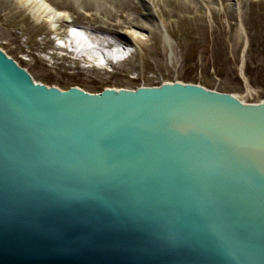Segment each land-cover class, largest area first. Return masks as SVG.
Returning a JSON list of instances; mask_svg holds the SVG:
<instances>
[{"label":"water","instance_id":"95a60500","mask_svg":"<svg viewBox=\"0 0 264 264\" xmlns=\"http://www.w3.org/2000/svg\"><path fill=\"white\" fill-rule=\"evenodd\" d=\"M0 264H264V101L64 90L0 49Z\"/></svg>","mask_w":264,"mask_h":264},{"label":"rangeland","instance_id":"374dc122","mask_svg":"<svg viewBox=\"0 0 264 264\" xmlns=\"http://www.w3.org/2000/svg\"><path fill=\"white\" fill-rule=\"evenodd\" d=\"M47 1L109 49L128 41L131 46L126 59L105 64L92 52L60 45L69 36L66 21L58 20L53 29L28 5L0 0V47L37 82L95 93L190 76L246 103L264 99V0Z\"/></svg>","mask_w":264,"mask_h":264},{"label":"bare ground","instance_id":"6f19581e","mask_svg":"<svg viewBox=\"0 0 264 264\" xmlns=\"http://www.w3.org/2000/svg\"><path fill=\"white\" fill-rule=\"evenodd\" d=\"M18 3L21 6L22 4L28 5L29 9H31L32 14H35V17H37L38 20L39 19L46 20L47 18V21L50 22V25L53 29L58 27L57 26L58 20L66 21L70 27L69 36H68L67 41L65 42L61 39L60 45H63V46L68 45V47L70 49H73L75 53H80L82 51L85 52L87 50L88 52H92V54L95 57L98 56L100 61H104L105 64H107L111 60L121 61L123 59H126V57H128L130 54V46H131L130 42L131 41L124 42V44L116 43L115 48L109 49L106 46V42L105 43L100 42L97 40V38L95 37L93 38L92 33H89L87 30H85V28L80 27V25L76 24L75 21L70 18L68 13H66L63 10L62 11L59 10L57 7L49 3L47 0H18ZM97 5L99 6V4ZM101 8L102 7L99 6V10H101ZM102 37H104V41H107L108 44L112 43L113 41L111 37H107L105 35ZM245 46L247 47V43ZM0 49L2 50V52H5L6 55L9 56L12 60H15L17 65H20L23 69H26L24 65L17 62L14 56L9 55V53L4 51L2 47H0ZM26 70L28 73H30L29 72L30 69L29 70L26 69ZM31 77L33 78L32 74H31ZM33 82L34 83L36 82L37 84L42 83V82H37L35 78H33ZM42 84H44L45 86L46 85L49 86L46 82ZM75 86L78 87V85H75ZM84 90H86V88ZM263 101L264 99L259 102H263Z\"/></svg>","mask_w":264,"mask_h":264},{"label":"trees","instance_id":"16d2710c","mask_svg":"<svg viewBox=\"0 0 264 264\" xmlns=\"http://www.w3.org/2000/svg\"><path fill=\"white\" fill-rule=\"evenodd\" d=\"M249 74V73H248ZM184 77V76H183ZM47 80V79H46ZM183 80L184 81H188V82H192L193 80H195V78L194 77H190V76H187V77H184L183 78ZM196 81V80H195ZM195 83H197V82H195ZM98 87V86H97Z\"/></svg>","mask_w":264,"mask_h":264}]
</instances>
